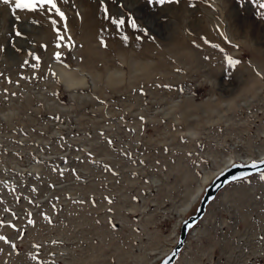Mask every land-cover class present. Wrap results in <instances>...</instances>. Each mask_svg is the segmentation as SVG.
I'll use <instances>...</instances> for the list:
<instances>
[{"label": "rangeland", "instance_id": "1", "mask_svg": "<svg viewBox=\"0 0 264 264\" xmlns=\"http://www.w3.org/2000/svg\"><path fill=\"white\" fill-rule=\"evenodd\" d=\"M57 6L0 0V264H158L203 182L264 153V0ZM175 264H264V172Z\"/></svg>", "mask_w": 264, "mask_h": 264}, {"label": "water", "instance_id": "2", "mask_svg": "<svg viewBox=\"0 0 264 264\" xmlns=\"http://www.w3.org/2000/svg\"><path fill=\"white\" fill-rule=\"evenodd\" d=\"M262 161L264 157H256L248 161L238 160L217 173L204 188L196 211L182 220L175 246L162 256L158 264H175L186 245L190 231L204 217L209 204L216 198L219 191L234 181L264 172ZM254 163L255 166H253Z\"/></svg>", "mask_w": 264, "mask_h": 264}, {"label": "snow or ice", "instance_id": "3", "mask_svg": "<svg viewBox=\"0 0 264 264\" xmlns=\"http://www.w3.org/2000/svg\"><path fill=\"white\" fill-rule=\"evenodd\" d=\"M3 2L7 5L9 3V0H3ZM165 0H159V3H164ZM38 7H47L50 11H54L57 16L61 19L64 20L66 19L65 13L61 10L60 7L57 6V0H15V8L17 9H29V10H35ZM57 23L56 20L52 21L53 26H55ZM112 23L116 26L123 25L125 21L123 19H115L112 21ZM138 25L136 24L135 21L132 22V27H137ZM17 36L21 35L20 32L16 33ZM57 35L59 36V40L63 41L65 37L63 35H60L59 31L57 32ZM127 39V37H125ZM56 58H60V53H56ZM39 59V57H37ZM230 63H239V61H233L231 58H229ZM264 163V161H262ZM255 166V163L253 164ZM31 223V221H30ZM0 239H4L3 237H0Z\"/></svg>", "mask_w": 264, "mask_h": 264}, {"label": "bare ground", "instance_id": "4", "mask_svg": "<svg viewBox=\"0 0 264 264\" xmlns=\"http://www.w3.org/2000/svg\"><path fill=\"white\" fill-rule=\"evenodd\" d=\"M259 157H264V153H263L262 155H260ZM251 159H254V158H253V157H252V158H251V157H245V158H243V157H242V158H240V157H239V158L233 157V158H231L230 160H227V162H226L222 167H220L218 170H216V171L214 172V174H213L211 177H208V178L203 182V186L199 187V189L195 192V197H194V199H192V202L190 203V205H188V208H186L185 211L188 212L189 209H192V208L198 203V201L200 200L201 195L203 194L204 188L207 186V184H209V183L211 182L212 178H213L217 173H219L223 168H225V167L231 165L233 162L238 161V160L248 161V160H251ZM182 220H183V218L180 220V223L182 222ZM180 225H181V224H180ZM176 240H177V239H176ZM168 251H169V250L163 252V253L161 254L159 260H160V259L162 258V256H163L164 254H166Z\"/></svg>", "mask_w": 264, "mask_h": 264}, {"label": "clouds", "instance_id": "5", "mask_svg": "<svg viewBox=\"0 0 264 264\" xmlns=\"http://www.w3.org/2000/svg\"><path fill=\"white\" fill-rule=\"evenodd\" d=\"M10 115H13V113L0 114V117L7 119Z\"/></svg>", "mask_w": 264, "mask_h": 264}]
</instances>
